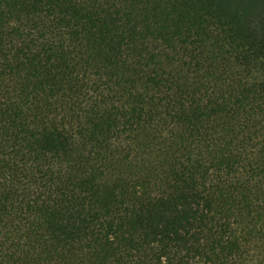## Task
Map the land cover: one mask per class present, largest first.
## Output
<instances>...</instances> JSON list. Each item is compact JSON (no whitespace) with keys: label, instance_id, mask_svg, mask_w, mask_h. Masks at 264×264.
<instances>
[{"label":"trees","instance_id":"1","mask_svg":"<svg viewBox=\"0 0 264 264\" xmlns=\"http://www.w3.org/2000/svg\"><path fill=\"white\" fill-rule=\"evenodd\" d=\"M0 264H264V0H0Z\"/></svg>","mask_w":264,"mask_h":264}]
</instances>
